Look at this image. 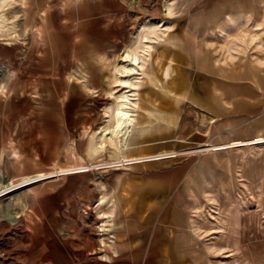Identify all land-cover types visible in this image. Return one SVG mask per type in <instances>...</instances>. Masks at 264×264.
Here are the masks:
<instances>
[{
  "label": "rangeland",
  "instance_id": "rangeland-1",
  "mask_svg": "<svg viewBox=\"0 0 264 264\" xmlns=\"http://www.w3.org/2000/svg\"><path fill=\"white\" fill-rule=\"evenodd\" d=\"M243 1L0 0V264H264Z\"/></svg>",
  "mask_w": 264,
  "mask_h": 264
},
{
  "label": "crops",
  "instance_id": "crops-1",
  "mask_svg": "<svg viewBox=\"0 0 264 264\" xmlns=\"http://www.w3.org/2000/svg\"><path fill=\"white\" fill-rule=\"evenodd\" d=\"M233 2V1H232ZM240 1L237 2V4L239 3ZM229 3V2H227ZM246 4V5H244ZM263 7V9H262ZM238 10H236V12H243V14H247V13H250V14H258V16H260V18L264 19V0H247V3H245V1H243V4H240L238 7ZM250 17H248L246 15V17H244L247 21H250L251 20V17L252 15H249ZM261 22V21H260ZM247 78V77H245ZM261 82L262 80L256 78V81L255 82ZM245 85V84H243ZM251 84H247L246 86H250ZM264 87V86H263ZM251 93V92H250ZM252 95V94H251ZM254 95H252L253 97ZM255 107V105L251 106V108ZM257 143L256 144H264V137H259L256 139ZM252 145V144H255V143H245V142H234L232 143V146H228V148H234V147H244V146H247V145ZM216 150L218 148H215ZM164 258V257H163ZM184 263V262H183Z\"/></svg>",
  "mask_w": 264,
  "mask_h": 264
},
{
  "label": "bare ground",
  "instance_id": "bare-ground-1",
  "mask_svg": "<svg viewBox=\"0 0 264 264\" xmlns=\"http://www.w3.org/2000/svg\"><path fill=\"white\" fill-rule=\"evenodd\" d=\"M133 61H134V64H139V63H137L136 59H134ZM132 74H133V71H132ZM127 103H128V100H127L126 96L122 97V100L119 102V107L120 108H119L118 115H120V116H130V115H127V113L124 111L127 108ZM124 122H125V119L121 120L120 121L121 125Z\"/></svg>",
  "mask_w": 264,
  "mask_h": 264
}]
</instances>
